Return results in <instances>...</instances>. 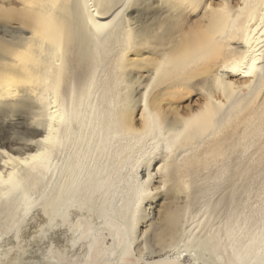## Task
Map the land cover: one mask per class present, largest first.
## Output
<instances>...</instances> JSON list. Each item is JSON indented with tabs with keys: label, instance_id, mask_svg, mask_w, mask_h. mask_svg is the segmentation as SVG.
<instances>
[{
	"label": "bare ground",
	"instance_id": "obj_1",
	"mask_svg": "<svg viewBox=\"0 0 264 264\" xmlns=\"http://www.w3.org/2000/svg\"><path fill=\"white\" fill-rule=\"evenodd\" d=\"M182 54L200 57L190 72L160 68ZM15 118L0 133V253L16 264H51L46 243L90 264L98 239V254L120 246L112 264L136 243L140 260L203 243L264 264V229L186 235L193 203L264 180V0H0V122ZM154 177L168 203L138 231Z\"/></svg>",
	"mask_w": 264,
	"mask_h": 264
},
{
	"label": "rangeland",
	"instance_id": "obj_2",
	"mask_svg": "<svg viewBox=\"0 0 264 264\" xmlns=\"http://www.w3.org/2000/svg\"><path fill=\"white\" fill-rule=\"evenodd\" d=\"M191 17H192L191 20L193 21L195 19V16L193 15ZM186 103H188V102H186ZM4 124H6V125H4ZM10 124L3 123L1 121L0 122V133H4L7 131L8 132L10 131V133H14L16 130L20 129L21 125L18 123V121H16V118L14 121L10 122ZM16 124L17 125L19 124V125L16 126ZM5 146L10 147L11 145L9 146L8 144H6ZM152 170L154 172V169H152ZM144 174H145V172H141V176H143ZM157 176H159V175L157 174ZM255 177H256V179H255ZM260 177L261 176L259 175V173L257 175L255 174L252 177L254 180L251 178L248 180L250 182L249 184L247 182V184L245 186L238 188V190L236 191L237 197H236V200H234V201H232V200H230V202L229 201L228 202L221 201L223 196H225L226 193H228L232 188V187L230 188V186L227 187V185H225V184H221L222 187H221V185L219 187H217L216 192H213V193L210 192L209 195H207L203 200L200 199L199 201H201V203L199 201L195 204L193 203V205H191L189 207L188 212H187V223H186L187 234L186 235L187 236L188 235L189 236L190 235L196 236L199 239V241H201V240H204V238L207 237L209 234H213L216 232L219 234V236L221 234L222 240L224 237H225L224 240H227L228 235H227L226 230L232 229L233 231L237 232V235L239 236V240L246 241L249 237V234H251V232H253L254 230H259L260 228L263 230L264 229V180L262 179V177L261 178ZM250 180H252V181H250ZM154 181H153V185H151L150 196H147V198H146V196H144L145 199L142 198L143 200H142V202H140L141 205L139 204V206H138L139 210H144V213L142 216L146 217V219H144L145 217H143L142 220L140 219V222L137 225L138 231H143L146 223L150 221L149 220L146 222L147 218L150 216H151L150 218H152L153 216L157 217L158 212L164 206H166V204L168 203V198L165 195V188H163V186L160 187L162 185V184H160L161 183L160 178L156 177L154 179ZM226 183H228V182H226ZM227 189H228V191H227ZM90 214L92 215L95 213H93V211L91 210L89 215ZM110 219H112V217ZM81 221L83 223L86 222L83 218L81 219ZM233 221L236 223V225H234L235 223ZM85 224L86 223H84V225L78 227L80 230L78 229L77 235H80V234L81 235H83V234L88 235V233H89V231L87 230L88 226H87V224L86 225ZM121 224H122V222H121ZM115 228L117 229V231L120 230V231H118V235H119L118 243L121 244L122 240H123L122 238H123L124 225L116 226ZM249 231H250V233H247ZM82 232H83V234H82ZM120 232H121V234H120ZM186 239L187 238H185L181 244L186 242L185 241ZM34 240H36V241H34L35 243L38 241V246H36L37 243L36 244L34 243L33 245H35V246H33V249L39 250L38 248L41 247V245L39 243V239L35 238ZM224 240H223V242H225ZM100 243H101V241L98 239L96 247ZM227 243L230 244V240ZM227 243H226V245L228 246ZM137 244L138 243L135 244L136 246L133 245L132 247L130 245H128L127 250H129V251L126 250L128 254H126V252L123 253L122 259L120 260V264H146V260L147 261H156L152 264H203L204 261H208V262L209 261H216V262L218 261L217 264H229L228 263L229 257H230L229 254H231V252H228L230 250H227L228 254H227V252H225V254L223 252V256L221 254V259L216 260L215 255L209 250V248L207 249L206 246L202 247L204 244L201 243V244L196 245V247L190 246V251H188V255L185 257H181L179 260L172 259L170 261L167 260L165 262H161L159 260L166 257L165 255H167L168 252H166V250L158 251V248H156L150 244V246H148V249L144 250V252L147 253V254H145L147 256V257L145 256L146 260H140V259H138L140 257V254L138 252V245ZM43 245L44 246L41 248H43V249L45 248V249H44V253L42 252L43 249H41V254H43L45 256L47 254V259L49 260V262H51V264H81V263L84 264L85 263L84 260L81 262H77L78 261V260H76L77 258L75 257V255H73V252L71 253V251H69V254H67V253H65V251L63 249L58 250L56 247H52V249L50 251L47 250V252H46L48 244L46 243ZM96 247H94L92 249V252L90 254V257H89L90 264H93V263L96 264V261H95L96 259L101 260L99 264H102L101 263L102 259L103 258L107 259L108 256H109V259L110 258L111 259L109 261H106V264L107 263L112 264L116 261V256L118 255V250L120 248L119 245H117V247H116V245L111 246L110 251H109V248L107 250L102 249L104 251V253L99 252V254L95 250ZM152 247H153V249H155L154 250L155 252L153 251V249L151 250ZM78 248H79V250H81V247H78ZM181 248H184V246H181ZM25 249L26 248H24V250ZM227 249H228V247H227ZM15 251L10 253V254H7L6 250L2 251L0 253V264H16L18 261H20L19 257L18 258L14 257L13 253H15ZM57 251H59V253H57ZM60 251H62V252H60ZM152 251L154 253L151 254ZM110 252H111V254L109 255L108 253H110ZM106 254H108V256ZM101 256H102V258H101ZM222 257L227 258L226 261H224L225 258L223 259Z\"/></svg>",
	"mask_w": 264,
	"mask_h": 264
},
{
	"label": "snow or ice",
	"instance_id": "obj_3",
	"mask_svg": "<svg viewBox=\"0 0 264 264\" xmlns=\"http://www.w3.org/2000/svg\"><path fill=\"white\" fill-rule=\"evenodd\" d=\"M206 55V53L202 54ZM200 59V57H190L186 54H182L180 56H173L171 58H166L165 62H161L160 68L163 69L165 63H167L170 66V71L168 74H184L191 71V67L197 63V61ZM245 67H247L245 65ZM227 69V68H226ZM242 68H233L232 71H237ZM223 69H221L222 71ZM157 74H160V69H158ZM231 74V73H229ZM241 75H250V73H246L243 69V71L240 73ZM154 79V78H153ZM151 87V85H149ZM37 155H42V153H37ZM35 159V157H33ZM2 175V174H0Z\"/></svg>",
	"mask_w": 264,
	"mask_h": 264
}]
</instances>
